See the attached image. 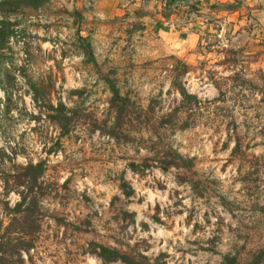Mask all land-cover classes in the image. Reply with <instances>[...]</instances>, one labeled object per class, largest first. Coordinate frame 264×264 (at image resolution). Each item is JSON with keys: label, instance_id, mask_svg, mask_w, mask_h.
<instances>
[{"label": "rangeland", "instance_id": "374dc122", "mask_svg": "<svg viewBox=\"0 0 264 264\" xmlns=\"http://www.w3.org/2000/svg\"><path fill=\"white\" fill-rule=\"evenodd\" d=\"M28 1L0 10V218L27 196L39 219L15 264H123L95 243L140 264L264 251V0L195 13L194 43L145 24L155 0Z\"/></svg>", "mask_w": 264, "mask_h": 264}, {"label": "trees", "instance_id": "16d2710c", "mask_svg": "<svg viewBox=\"0 0 264 264\" xmlns=\"http://www.w3.org/2000/svg\"><path fill=\"white\" fill-rule=\"evenodd\" d=\"M40 1V0H38ZM12 2L8 10L14 11L12 9L18 4H29L28 0H17V1H6L0 2V10H4L2 5H7ZM7 10V9H6ZM7 36L6 30L0 27V43L3 44ZM110 89L115 98L119 97V92L113 85H109ZM180 94L183 98L194 99L195 96L187 93L184 89H180ZM59 123H63V118L55 116ZM171 156L173 160H178L179 164L183 167L190 168L192 162L189 158H184L178 153H172ZM174 162V161H173ZM172 165V163H171ZM132 171H135L137 168L136 163L132 162L130 164ZM43 166L41 164H28L24 167L25 178L35 182L37 178L43 173ZM122 190L125 192V195L129 196L132 191H126L125 187L127 186L125 181H122ZM27 196H22L20 201H18L14 207L10 208L7 202H4L5 211L0 218V264H15V257L19 255L20 251H28L32 246L33 242L31 238L39 230V219L33 213V210L30 209L29 204H26ZM1 202V201H0ZM31 205H35L32 203ZM7 219V224L4 225V220ZM1 231H3L1 233ZM5 233V234H4ZM4 234V235H3ZM93 252L104 262H113L121 261L123 264H140L133 257L120 253L116 249L110 248L101 243L93 244ZM264 251L258 250L253 253L251 259L246 264H260L263 259ZM225 264H242L234 256H226Z\"/></svg>", "mask_w": 264, "mask_h": 264}, {"label": "crops", "instance_id": "0c3cea01", "mask_svg": "<svg viewBox=\"0 0 264 264\" xmlns=\"http://www.w3.org/2000/svg\"><path fill=\"white\" fill-rule=\"evenodd\" d=\"M114 0L107 3L113 5ZM121 3V6L130 4L132 0H115ZM130 1V2H128ZM149 2L144 7L143 18L145 24L155 27L160 34L176 35L177 38L185 36L189 42L195 41L193 20L195 13H213L212 9L215 4H223L227 0H155ZM242 1V0H241ZM257 3L258 0H252ZM263 1V0H262ZM243 2V1H242ZM125 7V6H124ZM237 14V13H236ZM164 27V28H163ZM163 28V29H162ZM168 32H165V31Z\"/></svg>", "mask_w": 264, "mask_h": 264}]
</instances>
